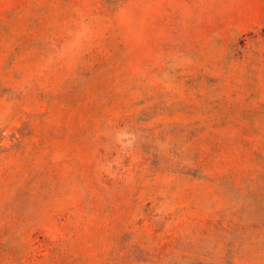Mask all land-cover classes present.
<instances>
[{
    "label": "rangeland",
    "instance_id": "1",
    "mask_svg": "<svg viewBox=\"0 0 264 264\" xmlns=\"http://www.w3.org/2000/svg\"><path fill=\"white\" fill-rule=\"evenodd\" d=\"M0 264H264V0H0Z\"/></svg>",
    "mask_w": 264,
    "mask_h": 264
}]
</instances>
